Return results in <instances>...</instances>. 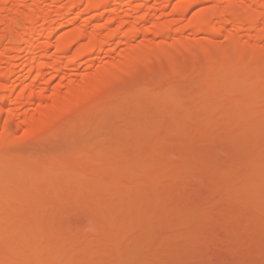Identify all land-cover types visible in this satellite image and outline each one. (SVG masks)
Listing matches in <instances>:
<instances>
[{"label": "bare ground", "instance_id": "obj_1", "mask_svg": "<svg viewBox=\"0 0 264 264\" xmlns=\"http://www.w3.org/2000/svg\"><path fill=\"white\" fill-rule=\"evenodd\" d=\"M261 258L264 0H0V264Z\"/></svg>", "mask_w": 264, "mask_h": 264}, {"label": "rangeland", "instance_id": "obj_2", "mask_svg": "<svg viewBox=\"0 0 264 264\" xmlns=\"http://www.w3.org/2000/svg\"><path fill=\"white\" fill-rule=\"evenodd\" d=\"M197 9L195 8V9H193L192 10V14L196 11ZM223 42V43H222ZM222 42H219V46H221V45H223L224 44V41H222ZM158 44V45H157ZM156 45L157 46H161V48H168L169 47V45L171 44V43H169V42H166V43H157ZM163 46H166V47H163ZM149 52H151V51H147V52H145V53H149ZM190 55H192L193 57H196V58H198V59H203V57H204V50H202V49H197V50H195L192 54H190ZM98 70V68H95V70H93V71H97ZM141 70V69H140ZM140 70H139V72H140ZM143 70V69H142ZM142 70H141V72H142ZM138 72V73H139ZM141 72H140V74L139 75H141ZM143 75H141V76H156L157 74H160L161 72H154V75L152 74V72H146V70H145V72H144V70H143ZM155 73H156V75H155ZM167 73H169V72H167ZM162 75H164V77L165 76H168L167 74H166V72L164 71V72H162L161 73V75H157V76H160V77H162ZM83 76H82V74H80V76H79V79H81ZM65 87L63 88V92L65 93ZM48 105H50L51 104V101L49 100V102L47 101L46 102ZM134 125V124H133ZM133 125H131V124H129L128 125V129H130L129 127L130 126H133ZM138 125H140V124H138ZM114 126V125H113ZM117 125H115V127H116ZM119 126H122V125H119ZM125 126V125H124ZM127 126V125H126ZM125 126V127H126ZM134 127V126H133ZM132 127V128H133ZM135 127H137V126H135ZM139 127V126H138ZM123 128V127H122ZM140 128H141V126H140ZM112 129V128H111ZM114 129V128H113ZM112 129V130H113ZM137 129V128H136ZM139 129V128H138ZM115 130V129H114ZM122 130H124V129H122ZM126 130V129H125ZM134 130V129H133ZM120 131V130H119ZM129 131H131V130H129ZM138 131V130H137ZM140 131V130H139ZM117 132V131H116ZM134 132V131H133ZM136 132V131H135ZM20 133H22V132H20ZM41 141H45V140H41ZM45 142H47V140L45 141ZM49 142V141H48ZM39 143H41V142H32V143H27V144H22V146H21V148H19L18 147V149H14V148H11V147H7L6 149L5 148H3V149H5L4 151H6V152H15V151H18V150H20V151H29V150H31V149H34V148H36V147H38L39 146ZM42 144H44V145H49L48 147L49 148H54L55 150L56 149H64L65 147H66V144L64 143V142H59V141H50L49 143H41L40 145H42ZM37 145V146H36ZM2 149V150H3ZM62 149V150H63ZM263 248V247H262ZM261 248V249H262ZM260 249V248H259ZM257 247H252V248H250L248 251H247V253L248 254H250V256L251 255H253L254 256V254H255V256H256V254H258L257 252H259L258 250H259ZM260 249V250H261ZM263 250V249H262ZM262 252V251H261ZM246 253V254H247ZM261 254V256H259V257H262L263 256V252L262 253H259V255ZM252 256V257H253ZM248 257V256H247ZM258 257V256H257ZM254 260H255V258H253ZM252 259V260H253ZM262 259V258H261ZM263 260V259H262ZM261 260V261H262ZM257 263L259 262V260L258 259H256L255 260ZM264 261V260H263ZM261 263V262H260Z\"/></svg>", "mask_w": 264, "mask_h": 264}]
</instances>
